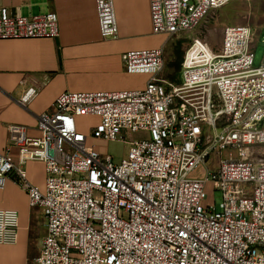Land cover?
I'll return each instance as SVG.
<instances>
[{
  "label": "built area",
  "instance_id": "2783aa9c",
  "mask_svg": "<svg viewBox=\"0 0 264 264\" xmlns=\"http://www.w3.org/2000/svg\"><path fill=\"white\" fill-rule=\"evenodd\" d=\"M233 1L149 0L152 32H192ZM95 4L101 36L117 39L114 0ZM59 34L56 13L0 7V40ZM253 40L249 25L226 26L219 50L193 37L178 84L162 76L164 46L129 51L125 71L150 77L143 90L65 92L39 115L38 137L8 128L0 190L14 179L45 218L33 264H264V62L255 67ZM38 95L30 86L19 103ZM123 132L141 138L120 163L90 142ZM12 147L20 164H44L43 188ZM19 230V212L0 209V244H15Z\"/></svg>",
  "mask_w": 264,
  "mask_h": 264
},
{
  "label": "crops",
  "instance_id": "0c3cea01",
  "mask_svg": "<svg viewBox=\"0 0 264 264\" xmlns=\"http://www.w3.org/2000/svg\"><path fill=\"white\" fill-rule=\"evenodd\" d=\"M114 4L119 35L117 39L106 40L100 33L95 0H0V7L23 17L56 13L60 27L55 39L0 40V153L10 145L11 125L25 126L30 136L38 137L39 115L49 111L62 93L146 87L150 77L127 73L122 55L133 50L161 48L167 37L152 32L149 0H114ZM30 86L38 87L39 95L25 108L19 101ZM10 154L29 180L43 188L44 164H20L17 147H12ZM0 209L20 214L18 240L15 244H0V264H29L32 209L14 179L0 190ZM40 216L42 240L46 225L43 213ZM36 244L40 251V243Z\"/></svg>",
  "mask_w": 264,
  "mask_h": 264
},
{
  "label": "rangeland",
  "instance_id": "374dc122",
  "mask_svg": "<svg viewBox=\"0 0 264 264\" xmlns=\"http://www.w3.org/2000/svg\"><path fill=\"white\" fill-rule=\"evenodd\" d=\"M228 25H249L254 33L253 52L255 54V67H259L264 62V0L255 1H235L230 4L212 11L201 23V25L192 32H182L173 38H167L163 44L165 56V69L163 78L178 84L182 77V61L186 49L191 43L193 37H200L205 40L213 49L219 50L223 37L224 28ZM88 121L89 119H82ZM92 124L93 120L89 121ZM88 122V123H89ZM88 129V127H86ZM85 130V128H84ZM86 131V130H85ZM141 138L140 134L130 132L118 135L117 141L91 140L97 149L111 156L115 163H120L127 157L130 143ZM212 199L219 208L221 203V193L215 191L212 193ZM24 200L20 203L23 205ZM31 211V222L29 224L30 232L28 233L30 243V261L39 252V246L36 242L41 241L42 227L40 224L41 209L34 208Z\"/></svg>",
  "mask_w": 264,
  "mask_h": 264
},
{
  "label": "trees",
  "instance_id": "16d2710c",
  "mask_svg": "<svg viewBox=\"0 0 264 264\" xmlns=\"http://www.w3.org/2000/svg\"><path fill=\"white\" fill-rule=\"evenodd\" d=\"M238 1V0H237ZM242 1V0H241ZM233 2H235V1H233Z\"/></svg>",
  "mask_w": 264,
  "mask_h": 264
}]
</instances>
